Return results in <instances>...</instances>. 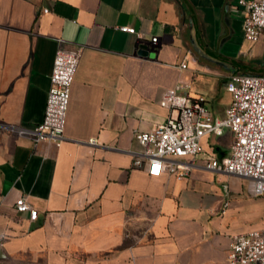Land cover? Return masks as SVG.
<instances>
[{"label": "crops", "instance_id": "1", "mask_svg": "<svg viewBox=\"0 0 264 264\" xmlns=\"http://www.w3.org/2000/svg\"><path fill=\"white\" fill-rule=\"evenodd\" d=\"M242 15L238 0H0V264H228L230 237L264 227V193L205 167L228 132L177 158L181 177L148 175L135 139L168 117L167 92L222 117L228 78L264 74ZM58 48L82 50L64 139L34 143L9 126L42 120Z\"/></svg>", "mask_w": 264, "mask_h": 264}, {"label": "built area", "instance_id": "2", "mask_svg": "<svg viewBox=\"0 0 264 264\" xmlns=\"http://www.w3.org/2000/svg\"><path fill=\"white\" fill-rule=\"evenodd\" d=\"M238 5L243 7L244 39L264 43V0H238ZM119 29L136 32L126 25ZM81 54V48L55 51L42 120L30 128L10 125V131L34 143L48 140L59 144L64 139L70 89ZM225 89L230 102L222 117L212 115L203 95L190 98L169 91L162 97L160 103L171 109L168 117L149 131L135 133L143 147L141 155L146 159L148 175L159 176L167 171L183 176L191 165L176 159L204 153L202 139L226 131L230 134L227 153L220 160L209 157L205 167L249 179L254 195L264 193V74H233ZM88 142L96 143L95 139ZM140 163L134 160V164ZM14 210L27 212L30 220L37 216V209L24 196L15 199ZM226 260L228 264H264V227L232 235Z\"/></svg>", "mask_w": 264, "mask_h": 264}]
</instances>
